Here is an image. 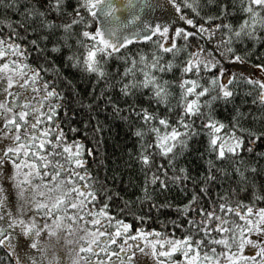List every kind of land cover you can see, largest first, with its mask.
<instances>
[{
    "label": "snow or ice",
    "instance_id": "6c2138e0",
    "mask_svg": "<svg viewBox=\"0 0 264 264\" xmlns=\"http://www.w3.org/2000/svg\"><path fill=\"white\" fill-rule=\"evenodd\" d=\"M0 4L20 17L0 19L8 29L0 31V264H264V185L256 179L264 175V151L256 152L264 131L245 126L264 112L234 106L228 122L216 114L241 81L264 109V76L225 63L246 59L247 42L264 40V0ZM145 41L151 46L129 51ZM63 51L71 67L95 76L77 101L90 117L79 128L60 86L67 78L47 55ZM109 109L135 140L129 159L141 180L131 198L89 167L99 140L87 146L84 129L95 120L92 135L102 139L99 115ZM201 138L202 170L183 162ZM174 191L182 202L169 199ZM144 204L175 215L149 227Z\"/></svg>",
    "mask_w": 264,
    "mask_h": 264
},
{
    "label": "trees",
    "instance_id": "16d2710c",
    "mask_svg": "<svg viewBox=\"0 0 264 264\" xmlns=\"http://www.w3.org/2000/svg\"><path fill=\"white\" fill-rule=\"evenodd\" d=\"M23 4V0H21ZM9 18L12 20H18L20 17L16 11L12 8H5L3 4H0V19ZM231 19V18H230ZM235 22V21H233ZM0 31L7 32L8 29L4 25L0 24ZM264 35V33H262ZM191 39V38H190ZM199 40H192L195 44ZM208 43V44H207ZM202 47H213L214 41L200 40ZM149 42H139L134 44L129 51L133 48H148L150 47ZM241 51L246 49L242 45H237ZM247 49H252L251 54L246 57V59L236 62V61H226L225 63L232 67L233 71H243L245 75L252 74L257 78L264 76V69H259L257 66L264 64V40H261L255 44L253 48L252 42H247ZM47 55L60 66V74L66 77V80L60 81V86L65 92L66 100L65 103L68 105L69 116L73 112L76 113V117L71 120V123L76 124L79 128L83 120H89V109L85 108L82 103L77 102L79 97L87 99L89 93L93 88L92 81L95 80V76H90L84 73L79 68L71 67L65 60L64 57L67 55L66 51L61 53L52 54L48 52ZM32 62H35V58H32ZM43 62V61H41ZM115 62L113 61V64ZM50 67L51 65H47ZM48 79L52 78V74H48ZM175 78V77H170ZM247 84L243 81L239 84L238 94L235 96L234 101L227 104L221 103L216 107L217 116L228 122L231 115L233 114V107H240L241 111L247 112L251 110L257 116L264 109H261L258 104L256 106L252 105V96L245 94V88ZM97 90H99L97 88ZM175 91H179L178 88ZM79 94V95H77ZM144 102V101H138ZM163 111V108H161ZM61 116H63V111H61ZM99 119L102 122L103 131L100 136L92 135V126L95 124V120H91L89 128L84 129L89 133L86 144L94 149L97 147L96 141L99 140V151H94L95 161L90 159L89 167L94 170V174L99 172L100 179H107L116 192H119L122 197L131 198L136 193L135 185H138L141 177L138 171L137 165L129 159V149L134 150L135 140L129 131V126L126 121L121 119L119 116H112L111 109H109V114H100ZM246 127H254L257 131H264V119H258L257 121L248 120L245 122ZM76 135H81L77 132ZM71 138V136H70ZM204 151V141L203 139H193L190 144V149L185 154L184 163L200 167L202 170V161L198 159L199 154ZM264 151V140L256 143V152ZM252 158H255V153L252 154ZM119 173L115 178L113 177V172ZM257 183L264 185V175H258L256 177ZM113 180L115 181L113 183ZM248 199V196L243 197ZM169 199L174 200L179 203L182 202V197L178 192H173L170 194ZM159 203H163V200H159ZM259 203V202H258ZM120 204L119 200L114 199L113 205L116 206ZM122 206V204H120ZM139 209V205L136 206ZM140 214H148L152 216V220L149 222V227H160L159 221L167 217H174L175 213L169 209H160L159 215H157L156 209H151L150 205L144 204L143 209ZM0 258L4 260L7 259L6 253L3 248H0Z\"/></svg>",
    "mask_w": 264,
    "mask_h": 264
},
{
    "label": "rangeland",
    "instance_id": "374dc122",
    "mask_svg": "<svg viewBox=\"0 0 264 264\" xmlns=\"http://www.w3.org/2000/svg\"><path fill=\"white\" fill-rule=\"evenodd\" d=\"M158 13H153V15H157ZM190 28L192 27V26H189ZM208 44V43H207ZM5 171H7V168L5 169ZM5 187H7V183H5Z\"/></svg>",
    "mask_w": 264,
    "mask_h": 264
}]
</instances>
